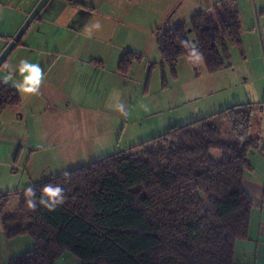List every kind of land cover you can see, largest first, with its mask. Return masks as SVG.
Masks as SVG:
<instances>
[{
  "label": "trees",
  "instance_id": "1",
  "mask_svg": "<svg viewBox=\"0 0 264 264\" xmlns=\"http://www.w3.org/2000/svg\"><path fill=\"white\" fill-rule=\"evenodd\" d=\"M235 0H217L157 33L161 62L172 71L189 59L188 41L203 54L209 73L229 65L230 46L243 53ZM139 53L125 51L117 71L125 76ZM18 92L0 83V113L20 103ZM255 105L234 103L125 149L31 185L59 184L66 201L54 211L25 203L24 189L0 196L5 238L29 235L32 248L7 264H55L66 252L80 264H235L234 245L246 237L253 200L243 186L248 154L258 146L250 134ZM227 123L231 136L222 126ZM211 150L221 154L213 159ZM64 173H68L67 176Z\"/></svg>",
  "mask_w": 264,
  "mask_h": 264
},
{
  "label": "rangeland",
  "instance_id": "2",
  "mask_svg": "<svg viewBox=\"0 0 264 264\" xmlns=\"http://www.w3.org/2000/svg\"><path fill=\"white\" fill-rule=\"evenodd\" d=\"M235 1L241 19L243 53L236 46L230 47V67L209 73L202 62L190 63L181 56L172 71L161 62L156 46L154 34L162 20L155 25L152 16L137 11L135 20L138 25L134 27L137 32L134 29L133 34L132 25L115 26L114 39L105 43L99 53L102 57L98 58L104 61L103 72H100L103 82L98 89L97 85H83L81 100L76 99L81 103L87 98L91 101L97 98L96 101L87 102L89 105L76 102L71 109L60 113L61 116H44L47 98L42 96V90L32 98H29L30 94L18 91L21 100L18 108L13 106L0 113V196L10 193L8 209H17L18 198L14 192L147 140L172 125L215 112L234 95L239 96L241 91L259 100L257 96L264 85V19H261L264 12L260 14L259 23L261 0ZM191 7L188 2L184 3L175 16L167 20L169 23L180 19L188 21ZM114 13L115 18L124 21L120 10L116 9ZM104 24L105 29H110L108 23ZM50 30L42 25L39 34H48ZM125 45L140 52L142 58L134 61L129 73L122 76L115 72L116 51L122 52ZM73 47L65 48L69 51L67 55ZM81 51L88 55L98 54L96 44L82 45ZM21 59V51L16 50L4 63L18 68ZM5 75L8 70L1 68L0 78ZM17 79H20L19 75L14 76V80ZM12 83L9 81L8 84L12 86ZM33 102L40 106L34 107ZM117 103L124 105L126 116L116 110ZM34 108H40L39 113L32 111ZM9 109H20L23 118L9 115ZM222 129L227 133L223 138H229L228 124L224 123ZM210 154L215 160L221 158L217 150H211ZM32 244L29 235L5 238L0 220V264H7L10 256L28 251ZM78 261L66 252L55 264H79Z\"/></svg>",
  "mask_w": 264,
  "mask_h": 264
},
{
  "label": "crops",
  "instance_id": "3",
  "mask_svg": "<svg viewBox=\"0 0 264 264\" xmlns=\"http://www.w3.org/2000/svg\"><path fill=\"white\" fill-rule=\"evenodd\" d=\"M37 2L38 0H0V52L12 39ZM186 2L192 6L190 8L192 10L191 16L196 12L210 9L217 0H49L29 24L8 55L13 51L20 50L22 59L27 58L31 63H38L41 66L44 79L40 90H42V96L47 98L43 115H60V113L63 114L62 112L71 109V106L75 105L77 100H81L84 91L83 85H97L98 89V85L103 82L101 78L103 75L100 72H103L104 61L98 57H102L100 52L103 50V45L114 39L115 26L119 24L122 26L132 25V32L135 34L134 32H137V30L134 27L138 25L135 20L136 12L144 11L148 17H153L155 25L162 20V24L155 30L154 35L157 38V33L165 30V27L168 26L167 28H169L179 22L186 21L179 18L180 20L177 22L173 20L169 23L167 20L175 16L176 12ZM260 7L259 15L264 12V1L262 0L260 1ZM116 9L123 13L122 18L124 21L115 18L114 10ZM261 16L256 15L258 22ZM261 19H264V15ZM97 20L102 25L101 30L92 29V38H87L85 35L86 26L91 28ZM104 22L109 24L110 29H105ZM42 25L51 28L48 34H39ZM57 39L60 43L57 42ZM87 44L89 46L96 44L98 54L88 55L83 53L81 47ZM69 46L74 47L70 55H67L69 51L65 48ZM127 47L125 45L122 52L117 49V55L115 52L117 59L115 72L117 74H119L117 71L118 61L125 51L142 55L140 52ZM227 60L230 67L232 63L229 61V54ZM17 66H19V63H17ZM262 86L260 96H257L259 100L262 99L260 103H255L259 101L254 98L255 96L241 91L239 96L234 95L233 98L222 104L224 106L218 109L220 110L234 103H255L250 134L258 140V146L248 154L250 169L245 172L243 178V186L253 200V208L246 237L237 240L234 245L233 259L235 264H264V149L259 148L264 140V85ZM15 90L17 91V89ZM33 96L30 94L29 98ZM88 99H86V102L77 103L84 105L87 102L93 103L97 100V98L92 99V101L91 99L88 101ZM33 103L34 107L40 106L37 102ZM19 104L16 105L17 108ZM11 107L13 106L7 108ZM7 108L4 110H7ZM39 109L34 108L32 111L36 110L39 113ZM19 110L9 109L8 112L9 115L14 114L18 118H23L24 115ZM29 113L33 114L32 112ZM65 258H68V256Z\"/></svg>",
  "mask_w": 264,
  "mask_h": 264
},
{
  "label": "clouds",
  "instance_id": "4",
  "mask_svg": "<svg viewBox=\"0 0 264 264\" xmlns=\"http://www.w3.org/2000/svg\"><path fill=\"white\" fill-rule=\"evenodd\" d=\"M101 28L102 25L99 20H97L91 28L86 26L85 35L87 38H92V29L99 31ZM181 45L190 49L189 59L197 62L203 61V54L194 45H191L190 42L181 41ZM0 67L8 70V75L0 78V83L8 84L9 81H13L12 87L17 89L20 93L25 95L39 94L41 84L44 79V73L38 63H31L27 58H24L19 61L18 68L8 63H4ZM16 75H19L20 79L14 80V76ZM115 107L121 115H127L125 107L122 103H117ZM64 175L67 176L68 173H64ZM40 191L41 195L37 201L36 191L32 186H28L24 189L25 203L30 210L35 211L37 203H39L40 206L44 207L48 211H54L58 206L66 201L64 189L59 184H44Z\"/></svg>",
  "mask_w": 264,
  "mask_h": 264
},
{
  "label": "water",
  "instance_id": "5",
  "mask_svg": "<svg viewBox=\"0 0 264 264\" xmlns=\"http://www.w3.org/2000/svg\"><path fill=\"white\" fill-rule=\"evenodd\" d=\"M49 0H38L34 8L30 11L22 25L13 35L12 39L8 42V44L4 47V49L0 52V65L3 63L5 58L7 57L8 53L11 49L15 46V44L19 41V39L24 34L25 30L28 28L29 24L33 21L36 17L38 12L46 5ZM260 149H264V140L262 141L261 145L259 146Z\"/></svg>",
  "mask_w": 264,
  "mask_h": 264
}]
</instances>
